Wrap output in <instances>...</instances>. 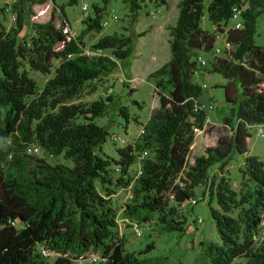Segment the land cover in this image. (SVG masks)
<instances>
[{
	"label": "trees",
	"instance_id": "obj_1",
	"mask_svg": "<svg viewBox=\"0 0 264 264\" xmlns=\"http://www.w3.org/2000/svg\"><path fill=\"white\" fill-rule=\"evenodd\" d=\"M56 1L10 0L0 6V264H48L39 246L54 254L50 264L79 259L88 264H161L158 257L142 255L154 247L152 242L138 252L123 247L111 196L116 188L128 186L126 218L147 222L154 216L162 231L179 233L185 222L176 208L191 199L196 202L194 190L200 188L201 198L207 195L218 240L205 243L199 264H264V238L259 243L251 239L264 217V162L246 147L251 128L264 122V45L253 39L264 0L178 1L175 21L168 28L169 58L148 74L158 106L131 144L115 148L116 158L102 154L107 131L94 121L104 113L109 97L88 103L72 100L86 82L110 74L116 61L130 58L132 38L99 36L91 48L110 50L112 56L86 55L82 38L91 31L99 33L101 12L109 0L92 4V16H84L83 28L69 39L62 32L68 24L64 7L77 0ZM123 1L129 23H136L143 0ZM233 8L240 11L241 28L224 31L230 48L208 71L226 80L224 100L235 104V121L230 125L223 117L230 134L217 136L187 163L192 129L204 130L206 118L198 101L202 86L192 80L193 71L204 66H197L194 53L208 51L215 39L214 33L202 30L200 20L205 12L214 30L221 32L218 26H227ZM5 9L13 15L8 29L2 24ZM24 27L30 36H21ZM53 59L58 63L52 76L38 88L24 67L48 74ZM118 111L126 122L125 109ZM30 145L51 157L61 155L71 165L50 164L26 152ZM233 155L243 156L240 173L246 188L239 194L229 187L225 174ZM136 160L140 172L132 178L129 168ZM90 255L96 261H90ZM238 258L243 263H237Z\"/></svg>",
	"mask_w": 264,
	"mask_h": 264
},
{
	"label": "rangeland",
	"instance_id": "obj_2",
	"mask_svg": "<svg viewBox=\"0 0 264 264\" xmlns=\"http://www.w3.org/2000/svg\"><path fill=\"white\" fill-rule=\"evenodd\" d=\"M62 1L57 0L56 2ZM178 1L164 0L163 4H156L153 0H143L138 10L136 23L131 24L129 23L126 3L123 0H109L101 12V30L99 33L91 31L82 38L84 44L82 51L89 56H112L110 50L100 51L91 48L99 36L111 33L121 36L130 35L133 41V53L130 58L116 61L117 68L110 74L86 82L79 96L72 100L73 102L88 103L98 98L104 100L106 96L109 97V100L105 101L104 113L94 119L96 124L103 126L107 131L105 140L101 145L103 155L116 158L115 148L131 144L138 135L140 126L146 121L150 112L158 106L153 91V79L148 74L169 58L168 41L170 36L168 28L175 21ZM9 3L10 0H0V6ZM82 4L86 5V15L92 16L91 5L101 6V1L77 0L75 5L64 7L71 36H76L83 28L81 20L85 15L80 9ZM5 10L2 24L8 29L13 26V15L7 9ZM262 22H264V13L257 18L255 25L253 39L254 43L258 45H264V25ZM231 23L229 20L227 26H231ZM200 27L208 33H214L215 39L208 51L198 50L194 53V58L200 55L206 61V65L203 68H198L192 75V80L202 86L198 101L206 118L204 130L194 132L193 141L189 146L186 158L187 163L190 162L191 158L202 153L204 147L213 144L217 136L230 134V126L223 123V117L229 118L230 125H233L235 121V104L224 100L223 85L226 80L218 73L208 71L209 64L215 58L224 57L223 51L216 54L213 49L222 45V41L225 39V27L219 25L218 28L222 31H215V24L206 18L205 12L201 17ZM137 34L141 35L137 36ZM30 35L29 28L24 27L21 36L28 37ZM57 63L58 60H52L48 74L32 71L27 66L24 69L28 76L34 80L36 86L40 88L52 76L53 68ZM261 85L264 87V82ZM92 87L94 90H91ZM235 96L237 98L238 94ZM120 107L125 109L126 122L118 111ZM119 139H122L123 143H120ZM246 147L248 154L256 155L258 159L264 162V138L255 134L254 126L246 140ZM26 152L42 157L50 164L71 165V162L61 155L51 157L34 145L28 146ZM242 159V155H233L225 167L229 187L237 194L242 193L246 188L240 173ZM138 166L137 160L131 164L129 174L132 178L136 176ZM111 167L114 168L113 176H115L116 169L113 165ZM212 170H215V166L212 167ZM130 193L129 186L126 188L118 187L111 196V204L116 209L117 231L123 238V247L126 251L138 252L144 249L146 244L152 242L154 247L142 255L151 258L158 257L161 264H194L195 262L199 264L203 260L205 243L218 240L207 206V195L201 198L200 188L194 190L195 204L188 202L176 208L177 214L182 216L185 222L182 233L162 231L154 216H152V220L147 222H136L126 218L123 214V208L130 201ZM211 206L216 207L214 201L211 202ZM237 211V208L233 209L231 216L235 217ZM134 227L139 230V235L133 233ZM89 253L97 254L96 252ZM54 258L55 256L46 258L47 263L50 264ZM235 261L243 263L244 260L238 258ZM74 264L88 263L87 260L79 259Z\"/></svg>",
	"mask_w": 264,
	"mask_h": 264
},
{
	"label": "built area",
	"instance_id": "obj_3",
	"mask_svg": "<svg viewBox=\"0 0 264 264\" xmlns=\"http://www.w3.org/2000/svg\"><path fill=\"white\" fill-rule=\"evenodd\" d=\"M80 9L84 12V15L86 16V5L82 4L80 6ZM229 20L232 22L231 26H229V27L225 26V30L228 28H232V29L241 28V17H240V11L238 9H236V8L232 9L231 16H230ZM262 24L264 25V22H262ZM62 32L66 35V38L69 39V37L71 35L69 32V25L68 24L64 23V25L62 26ZM229 48H230L229 43H227L225 40H223L222 45L220 47L214 48L213 50H214V53L217 54V53H220L221 51H224V50L228 51ZM194 60H195L198 67H202V66L206 65V61L201 56H196ZM195 72H196V70L193 71V73H195ZM254 127H255V134L264 138V122L259 123V124H255ZM192 130H193V132L198 131L196 128H193ZM140 132H141V129L139 130V133ZM119 141H120V143H123L122 139H119ZM143 154H144V152L140 153L138 159L142 158ZM139 172H140V170H139V166H138L137 171H136V175L139 174ZM130 197H131V194L129 195V198ZM169 197L172 198L171 195ZM189 203L194 204L195 200L191 199V200H189ZM199 221H200V219H199ZM133 233L135 235L140 234L139 230L136 227L133 228ZM263 238H264V217H261L259 220V224L257 225L256 230L251 233V239L254 243H259L260 241L263 240ZM38 250H39L40 255L43 257H46V258L54 255L52 252L48 251L43 246H39ZM96 259H97V257L95 255L89 256L90 261L94 262V261H96ZM231 264H233V263H231Z\"/></svg>",
	"mask_w": 264,
	"mask_h": 264
}]
</instances>
